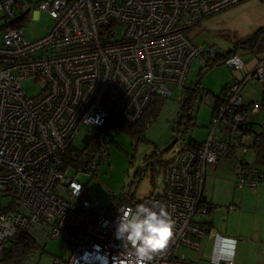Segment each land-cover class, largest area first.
<instances>
[{"label": "built area", "instance_id": "obj_1", "mask_svg": "<svg viewBox=\"0 0 264 264\" xmlns=\"http://www.w3.org/2000/svg\"><path fill=\"white\" fill-rule=\"evenodd\" d=\"M243 2L38 0L36 10L53 24L28 40L21 22L33 2L0 0V194L12 198L0 208V253L22 229L63 241L68 257H54L51 264H120L128 250L115 238L117 210L131 205L102 207L86 196L78 178H92L106 154L89 132L81 148L73 141L82 126L98 130L110 115L134 124L155 97L185 92L191 61L200 57L202 67L204 58L220 53L214 45L196 44L186 30ZM223 63L234 72L245 68L239 52ZM28 79L39 87L33 96L21 84ZM249 80L264 86V58L231 78L219 98L224 104L208 101L213 114L205 140L178 152L162 193L147 200L165 206L175 222L152 264H194L176 252L200 249L207 223L195 217L212 208L206 170L227 160L232 149L240 153L231 161L234 185L264 186V165L243 157L256 155L252 143L264 137V119L248 143L240 141L264 110L262 102L243 99ZM235 242L216 236L210 263L233 264Z\"/></svg>", "mask_w": 264, "mask_h": 264}, {"label": "rangeland", "instance_id": "obj_2", "mask_svg": "<svg viewBox=\"0 0 264 264\" xmlns=\"http://www.w3.org/2000/svg\"><path fill=\"white\" fill-rule=\"evenodd\" d=\"M26 1H32L33 5L21 22L24 30L23 35L26 39L33 40L47 32L53 24V19L45 12L36 10L37 7L34 2L38 0ZM261 28L264 29V1L245 0L243 3L233 5V7L209 16L196 26L187 29L186 33L196 44L214 45L221 54L236 47L245 61L247 50L240 48L242 42ZM262 45L264 43L260 42L257 46L261 47ZM199 60L200 57L191 61L186 83L189 86L201 76V86L205 91H209V94L200 93L196 97L193 106L194 126L189 128L182 136L177 137V142L167 152L156 156L153 154V151L158 153L157 150H163L172 137L175 136L171 130V125L178 119L185 92L175 90V93L164 98L156 119L144 129L140 139L133 138L121 131L99 132L98 134L97 129H89L88 126H82L79 129L73 141L76 147H82V141L89 132L94 141L98 140L100 142V146L106 154L92 178L86 179L82 175L78 178L86 184V196L88 198L96 197L97 202L102 207L111 208L118 203L117 201L125 197L142 200L151 195H159L162 193L164 176L168 170L166 161L176 160L178 149L189 142L190 139L198 143L205 140L207 128L210 126L209 123L213 114L208 101L211 97L220 95V91L230 77L231 71L223 65L211 68L198 76L201 68ZM21 84L28 96H33L39 92V87L33 79L24 80ZM252 92L256 93L253 90ZM208 174L207 185L211 187L212 192L214 175L211 172ZM232 175V184L230 182V185L229 180H218L217 182V185L223 188L222 194L226 197V202L223 203L225 205L215 207L222 209L217 214L216 226L220 229L227 225L229 231H240L247 236L253 234L255 230L264 232V205L257 204L255 197L249 195L255 189H238L234 185V174ZM241 193L245 194L242 213L227 214V211L236 208L237 204L234 196ZM10 202H12L10 195L0 194V208L9 206ZM195 218L205 222L208 217L205 214L197 215ZM35 239L43 248V252L33 253L27 264H51L54 257H68L69 251L59 238L46 239L35 236ZM179 254V251H177L176 255L179 256Z\"/></svg>", "mask_w": 264, "mask_h": 264}, {"label": "crops", "instance_id": "obj_3", "mask_svg": "<svg viewBox=\"0 0 264 264\" xmlns=\"http://www.w3.org/2000/svg\"><path fill=\"white\" fill-rule=\"evenodd\" d=\"M246 53V60L244 61L242 58V61L245 63V68L238 70L234 72L231 68V74L230 77L227 79L226 83L224 86H228L231 78H234L236 76H244L245 73L251 69L257 61H260L261 58H264V45L261 47L257 46L254 48V50L247 49ZM244 101L245 103L253 102V101H259L260 103L264 104V86L259 84L256 80H249L245 86H244ZM247 87H249L247 89ZM224 88V87H223ZM222 88V89H223ZM221 89V90H222ZM256 91L260 92L257 93L258 96L256 95ZM209 94V93H208ZM216 97V96H215ZM212 98V97H211ZM216 98H221V91L220 95ZM264 119V110L260 111L253 119V124L250 126L248 130H246L242 135L240 141L243 143H248L252 136L258 132V127H259V122ZM239 151L237 149H232L230 156L227 158V160H224L218 164H216L214 167H208L206 170V181H205V186H206V196L209 198L212 202L213 208L211 211L207 214V219L205 222L207 223V230L203 236V238L200 241V249L197 251H191L187 249H182L180 250V255H182L183 258L186 260L196 263V264H211L210 263V255L213 252V242L215 240L216 236H222L225 238H234L236 239V242L234 244V251H233V264H264V232H259L255 230L253 234L250 236H247L245 233L240 232V231H229L228 226L226 225L224 228H218L216 226V217L218 212L222 211V209L215 208L217 205L222 206L225 205L223 204L226 202V197L223 196L222 194V186H218L217 182L218 180L222 181H228L229 185L230 182L232 184V178H233V173H232V166H231V161L234 158V156H239ZM244 159L252 164L256 163L255 155L247 153L243 155ZM209 172L213 173L214 179L212 182V188L213 191L211 192L210 186L207 185L208 183V178H209ZM217 186V187H216ZM225 192V190H224ZM250 196H254L257 204H262L264 205V186L257 187L255 190L249 193ZM245 194L241 193L237 196H234L236 198V208L230 209L227 211V214L229 213H242L243 211V201ZM233 198V199H234ZM235 200V199H234ZM204 222V223H205ZM222 248H227L226 245L222 244L220 245ZM214 251H217L215 248ZM179 255V256H180Z\"/></svg>", "mask_w": 264, "mask_h": 264}, {"label": "trees", "instance_id": "obj_4", "mask_svg": "<svg viewBox=\"0 0 264 264\" xmlns=\"http://www.w3.org/2000/svg\"><path fill=\"white\" fill-rule=\"evenodd\" d=\"M260 42L264 43V29L262 28L247 37V40L242 42L240 48L243 50H254V48ZM235 52H238L236 47L233 49H229L226 53H219L218 55L213 56L211 58H204L203 61L205 65L200 68L198 76L202 72H206L211 68L223 66L224 58L227 55L235 54ZM200 79L201 76H199L194 83L185 88V98L183 100L184 102L181 105V110L179 112L178 119L177 121H174L173 125H171V130L175 136H182L189 128H192L194 126L193 106L196 102L195 99L198 95H200V93H209V91H205V89L202 88ZM227 89L228 87L224 86V88L221 90V96L225 95ZM212 98L213 100H215L216 106H218L219 104H224L225 102V100H219L216 97ZM162 101L164 102V98L155 97L134 124L129 123L117 116H108L104 123V126L98 129V134L99 132L110 133L112 131H121L131 135L133 138L140 139L144 129L156 119L157 113L159 112L160 107L163 104ZM95 142L100 145V142H98V140H96ZM199 144L200 143H198L197 141L190 139L189 142L183 144L178 150L180 151L185 147H190ZM252 146L256 149V163L264 165V137H260L258 140L253 142ZM157 151L159 152L157 153L153 151V154L155 156L163 153V151L161 150ZM171 162L173 161H166L168 167ZM151 196L142 200H133L131 198L125 197L117 202L129 204L134 207L138 203L147 202V200L150 199ZM35 240V236L28 234L25 230H16V233L11 239V242H8L9 245L0 253V264H27L28 259L31 257V255H33V253L39 254L43 252V248Z\"/></svg>", "mask_w": 264, "mask_h": 264}, {"label": "clouds", "instance_id": "obj_5", "mask_svg": "<svg viewBox=\"0 0 264 264\" xmlns=\"http://www.w3.org/2000/svg\"><path fill=\"white\" fill-rule=\"evenodd\" d=\"M117 211L115 238L128 250L120 264H152L173 236L175 222L170 213L155 202L124 206Z\"/></svg>", "mask_w": 264, "mask_h": 264}, {"label": "water", "instance_id": "obj_6", "mask_svg": "<svg viewBox=\"0 0 264 264\" xmlns=\"http://www.w3.org/2000/svg\"><path fill=\"white\" fill-rule=\"evenodd\" d=\"M177 137L178 136L172 137L171 141L161 151L167 152V150L171 149L175 145V143L177 142V139H178Z\"/></svg>", "mask_w": 264, "mask_h": 264}]
</instances>
